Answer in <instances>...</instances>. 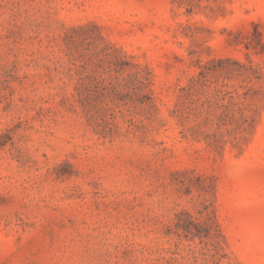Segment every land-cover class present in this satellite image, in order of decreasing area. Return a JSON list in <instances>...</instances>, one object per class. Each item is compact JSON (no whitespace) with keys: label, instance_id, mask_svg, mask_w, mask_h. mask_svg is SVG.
Listing matches in <instances>:
<instances>
[{"label":"rangeland","instance_id":"1","mask_svg":"<svg viewBox=\"0 0 264 264\" xmlns=\"http://www.w3.org/2000/svg\"><path fill=\"white\" fill-rule=\"evenodd\" d=\"M0 264H264V0H0Z\"/></svg>","mask_w":264,"mask_h":264}]
</instances>
